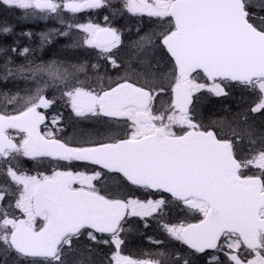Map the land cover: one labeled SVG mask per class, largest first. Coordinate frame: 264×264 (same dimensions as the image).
I'll list each match as a JSON object with an SVG mask.
<instances>
[{
  "label": "snow or ice",
  "instance_id": "1",
  "mask_svg": "<svg viewBox=\"0 0 264 264\" xmlns=\"http://www.w3.org/2000/svg\"><path fill=\"white\" fill-rule=\"evenodd\" d=\"M0 6L25 19L67 22V30L37 34L41 49L74 31L70 46L97 58L37 61L29 47H0V84L7 88L11 78L17 88L3 92L0 105V264H85L77 254L100 245L111 249L107 264H264V130L247 114L227 130L197 115L201 101L240 90L252 97L248 112L264 120V0ZM101 9H112L104 26L79 16ZM122 12L159 25L137 29L127 62L122 34L111 26ZM12 33L10 25L0 28V36ZM16 57L25 59L17 64ZM133 60L142 67L132 69ZM58 103L100 130L60 135L66 125ZM77 163L93 166L91 174L69 170ZM113 179L118 191H102ZM173 209L193 219L173 222ZM132 218L146 228L155 222L164 237H149L151 258L121 254Z\"/></svg>",
  "mask_w": 264,
  "mask_h": 264
},
{
  "label": "rangeland",
  "instance_id": "2",
  "mask_svg": "<svg viewBox=\"0 0 264 264\" xmlns=\"http://www.w3.org/2000/svg\"><path fill=\"white\" fill-rule=\"evenodd\" d=\"M118 1L120 0H112V3L116 8H119ZM119 18H121L125 23L123 26L126 27V32L128 35L127 39H129V43L126 46V48L123 51H120V59H123L127 62L129 58L133 56L132 41H134L138 35L137 29H139L140 32H145V31L154 32L157 29V24L151 20L145 19L142 23L140 22L139 24L140 27L136 26L134 30L132 27L133 25L132 21L130 19H127L126 17H122L120 14L119 17L113 18L111 22L114 24H119ZM8 20L10 23L8 22ZM34 24L36 26L39 25L37 27L40 28L32 35L31 38H29L27 35H24L23 32H19V30H21L25 26L34 25ZM1 25H3V27L6 25L12 26L13 33L8 36H5L6 38L0 39V47H7L12 45H15L17 48L29 47L32 50V54H34L33 58L36 59L37 61L58 60V61H67L72 63L85 61L84 60L85 56L83 54L78 53L76 47L70 46L75 43V37L73 34H69L68 37L54 38L51 44H47L43 47V49H41L40 37L36 34L41 32H50L53 29L62 30V27H64V25H67L66 23L61 24L58 20L51 18L46 20L33 19V18L25 19L20 14L15 13L12 10L10 11L6 10L3 6H0V26ZM54 25L55 26L58 25V26L51 29V27ZM51 34L52 37H57L56 32H52ZM4 55H5L4 53H0V65H2L4 62ZM24 59H25L24 57H16L15 62L19 64L23 62ZM157 59H159V57H157ZM141 67H142L141 65L136 64L135 60L132 61V69H138ZM164 67L165 65L162 63L161 68L163 69ZM0 73H2V68H0ZM109 73L112 74L114 72L109 71ZM83 75L84 74H81V78H83ZM16 84L20 88L23 87V81H16ZM5 91H8L10 94L17 91V88L12 86L11 78H9V86L7 88H5L3 84H0V105H2L4 102V97L2 93ZM20 95L23 96L24 93L21 91ZM162 95L164 96V98L163 100H161V103L166 105L167 96L166 94H162ZM215 98L217 97H209L201 101V103L197 107V115L199 119L205 122H211L217 120L223 121L225 130L228 129L229 124H232L233 126H235L236 122H240L241 124H243V116L245 114L248 115L249 117L248 123L250 124H254V122H258V121L264 122V120H260L259 114H252L248 112V106L251 103L252 97L249 96L247 93H242L240 90H234L231 93V95L227 97H218L217 99ZM62 106H63L62 104L61 105L57 104L54 105L53 108H57L58 110H60ZM60 112H63V110H61ZM69 123L71 124L70 127L71 131L67 133L65 136L70 139H78L83 135L94 134L100 130L99 126L95 125L91 121L88 125L89 129L87 132L83 131L85 127L84 124L80 122L72 121ZM256 128L258 130V133L261 130H264V126L256 127ZM66 130L67 127L64 128V131L62 133H65ZM62 133H60V135H62ZM169 218L173 222H177V221L182 222L183 221L182 219L184 220L190 219V217H185L183 213L179 212L176 209L172 210ZM134 219L141 223L140 226L141 230L134 232L125 240V244L122 246L121 254L128 255L133 259L150 258L149 255L146 254H149L152 251H154L156 246H154L149 242V237H152L153 239H157V238L163 239L164 237L159 229L156 232L147 231V229H149L153 225H156L155 222H151L150 226L146 228L144 227L143 222L139 220V218H132V220ZM148 219L151 221V218ZM143 233L146 235L148 234L149 236L146 239V246L145 243L142 245L139 244V241L143 242V237H144ZM130 243H133L135 246ZM125 245L127 246L125 247ZM106 247L110 250L108 253L103 254L102 252L100 253L97 251V252H92L91 254H86L84 256V251H82L81 253L77 254L75 259L77 260L83 259L85 264H107V261L111 255V249L109 248V246ZM160 247L163 248V246ZM83 256L84 258H82Z\"/></svg>",
  "mask_w": 264,
  "mask_h": 264
},
{
  "label": "flooded vegetation",
  "instance_id": "3",
  "mask_svg": "<svg viewBox=\"0 0 264 264\" xmlns=\"http://www.w3.org/2000/svg\"><path fill=\"white\" fill-rule=\"evenodd\" d=\"M123 3V0H120L118 1V7H120V5ZM118 9V8H117ZM112 9H101V10H98V11H92V12H85V13H81L79 14V16L81 17V20L82 21H87L88 19H91L93 22H96V23H100L101 26H104V21H103V15H109L111 13ZM69 14H66V16H68ZM122 17H126L127 19H130L133 23L132 27L133 29L135 30L136 26H139L137 25L140 20H151L154 22V19L153 18H148L147 16L141 18V17H137V16H133L131 14H128L126 12H122L120 14ZM115 17H119V15H116ZM114 17V18H115ZM31 21V20H29ZM112 21V20H111ZM70 22V21H68ZM121 23V24H120ZM67 24V22H66ZM124 21L119 18V24H114L111 22V26L112 27H115L117 28L120 32H121V40H122V44L120 45V49L121 51H123L126 46L128 45L129 43V39H127L128 35H127V32H126V27H124ZM39 26V25H37ZM35 24L34 25H28V26H25V32H31L32 34H34L39 28L37 27ZM58 25H54L51 27V29L57 27ZM140 27V26H139ZM158 28H159V25L157 24V29L156 31H158ZM62 30H67V25H64V27H62ZM70 34H73L74 35V31L73 32H70ZM37 35V34H36ZM75 37V35H74ZM77 52L80 53V54H83L85 56L84 60L90 62V63H96L97 62V58L95 56H91V55H88L83 49H80V48H76ZM115 51V50H114ZM101 64H103V61L101 60L100 61ZM109 71L111 72H115L116 70L115 69H111L109 68L108 69ZM59 105H61L62 103H58ZM63 105V104H62ZM52 109H49L48 111L51 112ZM63 110L62 114H63V117H64V124L66 125L65 127H67V130L65 131V133H62V136H65L67 133H69L71 131V124L69 122H72V121H77V122H80L82 124H84V130L85 132L88 131V125L90 123V121H87V120H78L77 118H75L70 110L67 108V107H64L62 106V108L59 110L61 111ZM69 113V114H67ZM42 130H43V126H42ZM92 168L93 166H90V165H84V164H81V163H77V164H74V165H71L69 167V170H72V171H79V172H85L86 174H91L92 172ZM41 170L45 171L47 174H50V167L48 164H44L41 166ZM112 176H117L118 174H111ZM116 180V181H115ZM113 179L111 181L108 182V188L106 189H102V191H118L119 189V181H117V179ZM94 183L96 184H99V181H95ZM75 187H78L79 185H74ZM137 221V220H136ZM39 223V221H38ZM106 245H100L99 246V249L97 247V250H95L94 252H102L103 254L106 253ZM84 254H89L88 252L84 251Z\"/></svg>",
  "mask_w": 264,
  "mask_h": 264
},
{
  "label": "trees",
  "instance_id": "4",
  "mask_svg": "<svg viewBox=\"0 0 264 264\" xmlns=\"http://www.w3.org/2000/svg\"><path fill=\"white\" fill-rule=\"evenodd\" d=\"M10 11V10H9ZM15 13H18V12H16V11H14ZM3 27V25H1L0 26V28H2ZM1 38H6L5 36H0V39ZM238 105V104H237ZM261 120V119H260ZM263 121H258V122H254V124H253V126H256V127H262V126H264V122L262 123ZM256 127H254L255 129H256V131L258 132V130H257V128ZM263 129V128H262Z\"/></svg>",
  "mask_w": 264,
  "mask_h": 264
},
{
  "label": "bare ground",
  "instance_id": "5",
  "mask_svg": "<svg viewBox=\"0 0 264 264\" xmlns=\"http://www.w3.org/2000/svg\"><path fill=\"white\" fill-rule=\"evenodd\" d=\"M143 21H144V20H140L141 23H142ZM8 22H9V20H8ZM140 22H139L137 25H139ZM9 23H10V22H9ZM10 25H11V24H10ZM25 29H26V28L24 27V28H22L21 30H19V32H23V30H24L23 33H26V32H25ZM20 35H21V34H20ZM139 244L142 245L143 243H142L141 241H139Z\"/></svg>",
  "mask_w": 264,
  "mask_h": 264
}]
</instances>
